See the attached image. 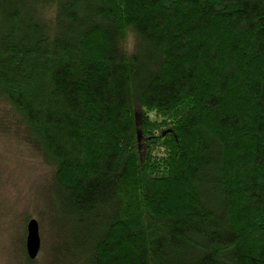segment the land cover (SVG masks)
Masks as SVG:
<instances>
[{
	"label": "trees",
	"instance_id": "obj_1",
	"mask_svg": "<svg viewBox=\"0 0 264 264\" xmlns=\"http://www.w3.org/2000/svg\"><path fill=\"white\" fill-rule=\"evenodd\" d=\"M0 157L9 264H264V0H0Z\"/></svg>",
	"mask_w": 264,
	"mask_h": 264
},
{
	"label": "rangeland",
	"instance_id": "obj_2",
	"mask_svg": "<svg viewBox=\"0 0 264 264\" xmlns=\"http://www.w3.org/2000/svg\"><path fill=\"white\" fill-rule=\"evenodd\" d=\"M32 177L31 169L23 160L10 164L0 157V209L7 210L11 207L15 212L23 210L26 197L32 193L29 190V180ZM13 227L14 224L11 228ZM8 233L9 227L5 230L0 228V264H9L11 260L12 242H9Z\"/></svg>",
	"mask_w": 264,
	"mask_h": 264
},
{
	"label": "water",
	"instance_id": "obj_3",
	"mask_svg": "<svg viewBox=\"0 0 264 264\" xmlns=\"http://www.w3.org/2000/svg\"><path fill=\"white\" fill-rule=\"evenodd\" d=\"M42 246L39 222L32 217L27 222L26 249L30 258L38 256Z\"/></svg>",
	"mask_w": 264,
	"mask_h": 264
}]
</instances>
